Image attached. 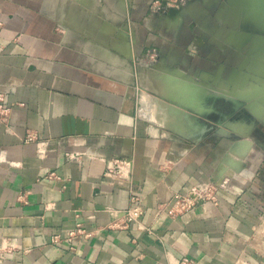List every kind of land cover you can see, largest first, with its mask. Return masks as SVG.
<instances>
[{
  "label": "crops",
  "instance_id": "obj_1",
  "mask_svg": "<svg viewBox=\"0 0 264 264\" xmlns=\"http://www.w3.org/2000/svg\"><path fill=\"white\" fill-rule=\"evenodd\" d=\"M257 1L186 0L170 12L153 11V0H0V99L10 108L0 115V264H177L185 255L264 264ZM150 50L177 87L244 94L263 115L221 126L211 111L147 102L141 113L135 61ZM159 80L172 96L176 84ZM29 132L37 141L25 142ZM114 158L127 160L121 175L107 173ZM205 183L216 202L175 217L160 209ZM133 195L142 216L115 225ZM79 225L91 236L69 237Z\"/></svg>",
  "mask_w": 264,
  "mask_h": 264
},
{
  "label": "rangeland",
  "instance_id": "obj_2",
  "mask_svg": "<svg viewBox=\"0 0 264 264\" xmlns=\"http://www.w3.org/2000/svg\"><path fill=\"white\" fill-rule=\"evenodd\" d=\"M257 4H259L258 7L260 11H257L256 14L262 17L264 16V0H258ZM158 61V57L153 59L148 55L140 57L135 61L134 75L135 83L138 88V104L141 113L146 112L145 107L147 108L148 102L149 106H151L150 103H154L155 109L159 110L168 106L167 108L170 113H179L182 109L190 114L192 113L199 116L203 114L205 117V112L209 113V111H211L213 114L211 116L208 115L210 116L208 118H210V120L212 119L214 122L218 120L219 125H221L220 122L222 120H235L242 117V115L255 117L253 112L259 116L263 115L257 101H252L250 99L240 100L236 98H246V95L244 94L236 96L235 92H229V94H226L222 90L198 91L188 89L189 87H186V85L180 88L177 87V79L175 75L170 70L164 71ZM162 78L176 84L175 86L177 89H174L172 96L171 91L169 90V84L164 80H159ZM162 81H164V83H162ZM181 84L183 83L181 82ZM219 93H225V95H220ZM221 96H226L227 98ZM232 100L241 101V103L240 105H235L233 103L231 105L229 101ZM195 102L199 105L198 109L192 106ZM163 111L167 112V109H163ZM198 111H202L203 113ZM146 113L148 114V112ZM213 115L216 118L213 117ZM153 117H156L157 120H160L161 122L167 121L169 123V120L165 117H163L165 120H161L162 117L160 115L155 114ZM173 124L175 127H178L177 124Z\"/></svg>",
  "mask_w": 264,
  "mask_h": 264
},
{
  "label": "built area",
  "instance_id": "obj_3",
  "mask_svg": "<svg viewBox=\"0 0 264 264\" xmlns=\"http://www.w3.org/2000/svg\"><path fill=\"white\" fill-rule=\"evenodd\" d=\"M185 1L186 0H153L151 9L153 11H167L168 8L175 3H184ZM2 25L3 24L0 21V30ZM147 55L153 59L158 57L157 53L151 50L147 53ZM9 111L10 108L4 106L0 99V115H6ZM37 139L38 137L35 133L29 132L25 137V142L31 143L37 141ZM127 164V160L124 158H114L108 166L107 173L112 175H118L120 173L119 175H121V172L124 171L123 168H127ZM262 170L264 171V168ZM50 176H56L55 172H51ZM217 200V187L212 183H205L201 186H193L188 192H176L170 201L161 204L160 209L171 217H175L188 210L196 208L200 203L216 202ZM132 201L133 206L124 212L122 222L115 225L128 227L130 223L140 219L144 212V208L141 205V198L138 195H133ZM78 234H83L84 237L91 236L89 232H86V230L79 225L75 231L70 232L69 237ZM53 240L58 241L59 236H56ZM177 264H198V261L185 255L178 260Z\"/></svg>",
  "mask_w": 264,
  "mask_h": 264
},
{
  "label": "water",
  "instance_id": "obj_4",
  "mask_svg": "<svg viewBox=\"0 0 264 264\" xmlns=\"http://www.w3.org/2000/svg\"><path fill=\"white\" fill-rule=\"evenodd\" d=\"M180 5H182V2H178V3H175L174 5H172L171 7H169L168 8V10H170V12H173V10H175L177 7H179ZM220 96V95H219ZM237 96V95H236ZM221 97H223V98H227L226 96H221ZM236 98H238V99H240V100H242V99H248V98H239V97H236ZM230 103H231V105H232V103L233 104H238V105H240V103H241V101H236V100H232V101H229ZM233 107V106H232ZM253 114H254V116L255 117H258L259 115H257L255 112H253ZM201 116H203V114H201Z\"/></svg>",
  "mask_w": 264,
  "mask_h": 264
},
{
  "label": "bare ground",
  "instance_id": "obj_5",
  "mask_svg": "<svg viewBox=\"0 0 264 264\" xmlns=\"http://www.w3.org/2000/svg\"><path fill=\"white\" fill-rule=\"evenodd\" d=\"M172 111H173V110H172ZM175 111H176V110H175ZM176 126H177V125H176ZM178 127H179V126H178ZM178 127H177V128H178Z\"/></svg>",
  "mask_w": 264,
  "mask_h": 264
}]
</instances>
